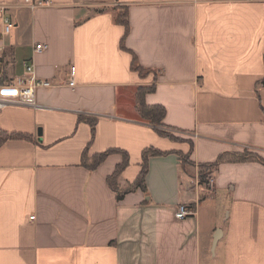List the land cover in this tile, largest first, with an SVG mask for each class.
Returning a JSON list of instances; mask_svg holds the SVG:
<instances>
[{"label":"crops","instance_id":"crops-1","mask_svg":"<svg viewBox=\"0 0 264 264\" xmlns=\"http://www.w3.org/2000/svg\"><path fill=\"white\" fill-rule=\"evenodd\" d=\"M33 1L44 5L0 0L15 23L0 42L5 80L33 63L52 84L0 111V264H264V166L222 163L212 190L197 169L246 150L264 159V0ZM153 86L146 105L182 141L140 118L137 91ZM148 149L165 155L122 201L107 183L122 155L84 164L127 153L126 190ZM180 205L194 215L176 218Z\"/></svg>","mask_w":264,"mask_h":264},{"label":"trees","instance_id":"trees-1","mask_svg":"<svg viewBox=\"0 0 264 264\" xmlns=\"http://www.w3.org/2000/svg\"><path fill=\"white\" fill-rule=\"evenodd\" d=\"M121 12L117 14L116 16V23L123 26L125 28V35L122 40V44L125 41L126 37L129 34V22H128V8H121ZM133 69L138 72L140 75H144L145 71L144 69L138 65L137 60L134 59L133 63ZM3 85H11L13 83L4 80ZM260 86H264V80L259 83ZM155 86L153 87H141L137 91V107H138V113L140 115V118L144 121L147 122L153 126L156 127L157 133L161 137L169 138L171 140H178L176 137L171 135L170 133H167L164 131V125L163 121L166 116V110L161 107V106H152L149 107L145 103V96L148 93L154 92ZM84 121H87L89 125L92 128V132L94 134L95 127H96V120L95 119H84ZM10 138H24L23 136H17V135H4V140L10 139ZM120 154L123 156V162L118 165L115 169V172L108 177L107 183L109 187L117 193V200L122 201L125 197L126 194L130 192H134L137 190H141L143 192L147 191L146 188V176L148 174L149 170V159L152 157H159V156H164L165 153H162L160 151H156L154 149H148L144 151L143 156H142V171L136 181L134 182L133 185L129 186L126 190H122L119 184V179L122 175V173L125 171V169L128 167L130 163V159L127 153L119 151V150H109L105 153H102L98 156H95L89 164H87V161L84 158V164L85 167L89 168L90 170H95L98 166H100L109 156L113 154ZM187 156L181 155V160L184 163V158ZM188 158V157H187ZM189 159V158H188ZM260 163L261 165L264 166V159L258 155L257 153L250 152V151H244L243 153H226L223 154L219 157L217 162L214 164L210 165H199L200 169V180L202 184H205L209 175V173L215 171L218 169V167L222 163Z\"/></svg>","mask_w":264,"mask_h":264},{"label":"built area","instance_id":"built-area-1","mask_svg":"<svg viewBox=\"0 0 264 264\" xmlns=\"http://www.w3.org/2000/svg\"><path fill=\"white\" fill-rule=\"evenodd\" d=\"M44 5V2H35L33 0H15L14 7L27 6L31 8L41 7ZM10 6H0V42L4 41L13 31L15 23L12 20L11 16L8 14ZM46 47L44 45H37L35 48L36 52H42ZM6 47L0 46V53H5ZM76 69L75 67L71 68L72 81L70 86H74V75ZM5 80L3 73V66L0 60V111L9 105L16 104H25V105H35V93L40 88H50L52 84L47 81L39 80L35 74V66L33 63H28L25 66V74L20 78L16 84L3 85ZM211 175V174H210ZM209 186H213V178L209 176L207 180ZM194 215V210L189 208L187 205H180L178 207L176 218L185 219L189 216ZM33 220L34 217H31Z\"/></svg>","mask_w":264,"mask_h":264},{"label":"rangeland","instance_id":"rangeland-1","mask_svg":"<svg viewBox=\"0 0 264 264\" xmlns=\"http://www.w3.org/2000/svg\"><path fill=\"white\" fill-rule=\"evenodd\" d=\"M165 131L168 133H170L171 135H173L174 137H176L178 140H183V139H180L179 138V136L180 135H178V133H176V135H174V134H172L170 131H167L166 129H165ZM183 165H184V167H186V168H196V166L186 157V158H184V163H183ZM197 169H198V173H200V169H199V167H197ZM210 174L211 173H209V175H207V177H208V179H209V176H210ZM207 179V180H208ZM205 185H206V187L207 188H209L210 190H212V186H209L208 184H207V181H206V183H205Z\"/></svg>","mask_w":264,"mask_h":264}]
</instances>
